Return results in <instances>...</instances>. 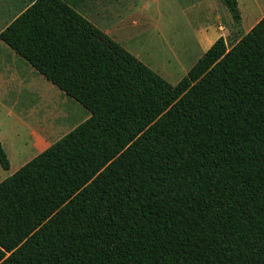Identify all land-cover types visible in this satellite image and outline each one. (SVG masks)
I'll return each mask as SVG.
<instances>
[{
	"label": "trees",
	"instance_id": "16d2710c",
	"mask_svg": "<svg viewBox=\"0 0 264 264\" xmlns=\"http://www.w3.org/2000/svg\"><path fill=\"white\" fill-rule=\"evenodd\" d=\"M83 1L32 0L0 32L90 112L0 182V264H264V16L172 84Z\"/></svg>",
	"mask_w": 264,
	"mask_h": 264
},
{
	"label": "rangeland",
	"instance_id": "374dc122",
	"mask_svg": "<svg viewBox=\"0 0 264 264\" xmlns=\"http://www.w3.org/2000/svg\"><path fill=\"white\" fill-rule=\"evenodd\" d=\"M238 2V22L223 0H84L76 9L170 83L177 84L214 42L219 25L232 47L253 22L262 18L264 0ZM4 4L10 5L0 0V10ZM16 11L12 7L5 19L13 18ZM201 35L205 40L198 42ZM24 63L27 67L21 71L29 78V85L15 88L1 84L0 137L11 167L6 170L0 164V182L20 164L12 151L13 141L30 145V132L45 130L52 120L58 125L53 137L57 141L89 113L27 61Z\"/></svg>",
	"mask_w": 264,
	"mask_h": 264
},
{
	"label": "crops",
	"instance_id": "0c3cea01",
	"mask_svg": "<svg viewBox=\"0 0 264 264\" xmlns=\"http://www.w3.org/2000/svg\"><path fill=\"white\" fill-rule=\"evenodd\" d=\"M5 2L10 3L9 6H5L0 10V32L4 30L20 13H22L31 3L32 0H2ZM15 8L17 10L15 12V15L11 19H5L7 16V13L11 10V8ZM264 16V14L262 15ZM5 19V20H4ZM257 22H253L249 28L248 31L256 24ZM223 27L219 25V28L216 31V37L214 42L220 37L224 36L222 32ZM225 38V36H224ZM205 40L204 36H199L198 42H203ZM239 40V39H238ZM237 40V41H238ZM211 42L208 46L209 47L214 43ZM206 50V51H207ZM24 59H22L15 51H13L6 43H4L0 39V89L3 88L1 85L4 83L7 87L8 85L13 84L16 88L17 85L21 84L22 86L29 85L28 81L29 78L23 75V72L21 69H24L27 67L24 63ZM63 94V93H62ZM2 92L0 90V101ZM43 101H45V96H42ZM59 112V107L57 108ZM77 111H80L78 108ZM65 113L63 112V115ZM85 118L81 120V123L88 119L90 117L89 113H84ZM79 125V124H77ZM58 125L56 123H53L52 121H49L48 125L46 126L45 130L38 131L36 129L32 130L30 132V145H28L26 142L17 143L13 141L11 143L12 151L17 157L18 162L20 163L19 166L12 170V174L16 172L19 168H21L24 164H26L28 161L32 159V157H35L39 153H41L43 150H45L47 147L52 145L56 140H53V137L57 134L56 129ZM2 143H4L3 139L0 137ZM5 148V145H4ZM33 151H37L38 154H32L34 156H30L29 158H26L30 153ZM10 170V169H9Z\"/></svg>",
	"mask_w": 264,
	"mask_h": 264
}]
</instances>
